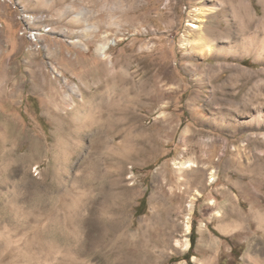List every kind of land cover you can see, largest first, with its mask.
I'll use <instances>...</instances> for the list:
<instances>
[{
  "label": "rangeland",
  "instance_id": "374dc122",
  "mask_svg": "<svg viewBox=\"0 0 264 264\" xmlns=\"http://www.w3.org/2000/svg\"><path fill=\"white\" fill-rule=\"evenodd\" d=\"M3 139L38 150L0 264H264V0H0Z\"/></svg>",
  "mask_w": 264,
  "mask_h": 264
},
{
  "label": "bare ground",
  "instance_id": "6f19581e",
  "mask_svg": "<svg viewBox=\"0 0 264 264\" xmlns=\"http://www.w3.org/2000/svg\"><path fill=\"white\" fill-rule=\"evenodd\" d=\"M203 20H204L203 18L200 19V21H203ZM197 27L198 26H195L194 28H197ZM199 28H200V26H199ZM203 39L204 38L202 37V34H201L199 36V38L194 40L193 42L201 43L203 41ZM107 47H108V45L102 46L100 48V52L103 54L106 51ZM1 138H2V135H1ZM6 142H7V140L3 139V141H1V143H0V162H2L4 164V166L2 165L3 167H0V174L5 175V177L7 179V178H13V176H16V175L20 174L21 172H23V163L27 160H31L35 156V154L37 153L38 149H37V146L35 147V145H33L31 148V154L28 156L21 157L16 153L15 150L8 149ZM11 165L13 167H11ZM10 168H11V170H10ZM13 184L15 185L14 187L16 189L17 185L14 182H13ZM2 187L3 186L0 185V188H2ZM19 190H15L13 192V194H11V196H12L11 200L8 199L6 193H5V195H3V197H0L1 198V201H0V238L5 239L6 242H7V240H10V238H11L9 236V234H7V231H6L7 230V222L12 225V228H13V225L15 226L16 234H19L21 231L20 229L25 226L24 224H26V223H24L25 221H23V219H21L22 215H23L21 204L23 203L24 199H23V195L21 194V192H19ZM8 192H10V191H8ZM77 201L72 202L70 204L68 201L63 199L61 201V203L64 206H69V204H70L69 208H72L73 210H75L77 208V204H78ZM33 202H34L35 206L40 207L44 204V202L46 205L47 201L42 199L41 197L40 198L36 197ZM109 213H110V211H108L104 208L103 209L98 208L97 210L94 209V213L92 215L93 218L90 219V221L87 223V225H81L79 227H75L73 229L74 231L72 232L73 234L70 231L65 229V242L73 244L75 248H78L77 253L79 255L83 256L89 250V248H87L89 242H86V241L82 242L84 240V238H83V240H81V238H79L80 233H84L85 231L88 230L87 232H89L92 235L91 236L92 239H91L90 243L93 245L95 243L98 244L100 241L102 242L105 239H109L110 237H115L116 236L115 234H117L120 231L121 226H120L119 222H117L118 217H116V218L114 217L115 218L114 220L110 219V222L105 223L104 220L106 218L109 219L110 217L114 216L113 214L115 212L111 215ZM185 232H186V234H189L191 232V226H190L189 222H187V224L185 226ZM38 235H40V234H38ZM50 235H51V237H54L53 240L54 239L56 240V237H57L56 231L50 233ZM118 237H120V235H118ZM57 242H58V240H57ZM162 243H163V245L167 244V240L165 239V237L162 238ZM185 248L186 249L190 248V242L188 239H187ZM92 251L94 252V249H92ZM90 252H91V250H90ZM134 264H135V262H134ZM204 264H209V263L204 262Z\"/></svg>",
  "mask_w": 264,
  "mask_h": 264
},
{
  "label": "trees",
  "instance_id": "16d2710c",
  "mask_svg": "<svg viewBox=\"0 0 264 264\" xmlns=\"http://www.w3.org/2000/svg\"><path fill=\"white\" fill-rule=\"evenodd\" d=\"M243 65H248V61H244L242 63ZM144 203V201H143ZM195 228L192 230V234H191V237H190V248H189V252H188V255H187V258L186 260L190 262V258L193 256L191 255V252L194 250V246H195ZM192 264V263H191Z\"/></svg>",
  "mask_w": 264,
  "mask_h": 264
}]
</instances>
